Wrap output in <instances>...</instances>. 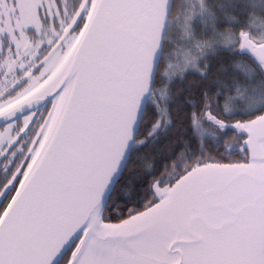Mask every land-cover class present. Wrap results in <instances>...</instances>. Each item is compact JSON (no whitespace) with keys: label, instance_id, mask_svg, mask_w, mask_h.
<instances>
[{"label":"snow or ice","instance_id":"snow-or-ice-1","mask_svg":"<svg viewBox=\"0 0 264 264\" xmlns=\"http://www.w3.org/2000/svg\"><path fill=\"white\" fill-rule=\"evenodd\" d=\"M260 20L264 0H0V264H264Z\"/></svg>","mask_w":264,"mask_h":264},{"label":"trees","instance_id":"trees-1","mask_svg":"<svg viewBox=\"0 0 264 264\" xmlns=\"http://www.w3.org/2000/svg\"><path fill=\"white\" fill-rule=\"evenodd\" d=\"M259 22H264V20H260ZM149 124L145 123L144 120H142L140 129L138 134L139 135H146L148 131ZM165 138L161 135L158 134L157 138L155 139H149L148 142L141 146L139 149L140 152H147L150 155H155L158 157L157 159V164H159L160 159L164 158L167 156V151L164 149V143H165Z\"/></svg>","mask_w":264,"mask_h":264},{"label":"water","instance_id":"water-1","mask_svg":"<svg viewBox=\"0 0 264 264\" xmlns=\"http://www.w3.org/2000/svg\"><path fill=\"white\" fill-rule=\"evenodd\" d=\"M142 119L138 122V126H137V133L139 132L140 129V125H141Z\"/></svg>","mask_w":264,"mask_h":264},{"label":"rangeland","instance_id":"rangeland-1","mask_svg":"<svg viewBox=\"0 0 264 264\" xmlns=\"http://www.w3.org/2000/svg\"><path fill=\"white\" fill-rule=\"evenodd\" d=\"M260 24H264V22H259Z\"/></svg>","mask_w":264,"mask_h":264}]
</instances>
